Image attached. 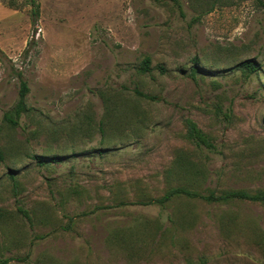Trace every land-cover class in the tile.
Masks as SVG:
<instances>
[{
  "label": "rangeland",
  "instance_id": "1",
  "mask_svg": "<svg viewBox=\"0 0 264 264\" xmlns=\"http://www.w3.org/2000/svg\"><path fill=\"white\" fill-rule=\"evenodd\" d=\"M36 1L0 0V264H264V203L204 198L264 193L260 3Z\"/></svg>",
  "mask_w": 264,
  "mask_h": 264
},
{
  "label": "trees",
  "instance_id": "2",
  "mask_svg": "<svg viewBox=\"0 0 264 264\" xmlns=\"http://www.w3.org/2000/svg\"><path fill=\"white\" fill-rule=\"evenodd\" d=\"M171 1H173L175 5L179 7V9H182L180 0H171ZM257 1L260 3L262 8L264 9V0H257ZM30 3L32 6V12H31L32 25L36 26L39 20V5L36 0H30ZM237 68H241L243 71L247 72L248 74H253L257 72L260 67L256 61L251 60V59H246L240 62L237 65ZM160 70L161 72H164V69L161 66H160ZM139 71L141 73L151 72L149 57L144 58V60L142 61L139 67ZM197 71H198V67L196 66V62H195V65L191 69V76L193 78L196 76ZM20 78H21V81H20V90H19V100L17 104L15 105L14 109L6 113L4 116V120L11 126H17L19 124V120L22 117V115L27 112L26 97L29 94V87H28V84L24 80H22V77ZM135 93L138 96H141L148 100H155L154 97L145 95L141 93L140 91L136 90ZM187 126H188L187 136L191 140V142L196 144L198 147L204 146L205 148L209 150L215 149V145L213 141L201 129L198 128L196 123H194L191 120H188ZM35 158L37 159V163L39 164V166H46L50 163L59 164L63 160L61 157H57V156L49 157V158L40 156V157H35ZM0 161H4V155H3V151L1 148H0ZM9 176L12 179H14L13 171L9 172ZM176 194H186L191 197L198 196L197 193L195 192H190L182 188H176V189H172L169 192V194H167L161 201H167L171 196L176 195ZM204 198L212 202H220V201L230 202L233 200H248V201H253V202L259 201V202L264 203V193H258V194L252 195L244 191L230 192L220 197H215L213 194H210ZM20 212L23 213V215L29 219L27 212L23 210H20Z\"/></svg>",
  "mask_w": 264,
  "mask_h": 264
}]
</instances>
